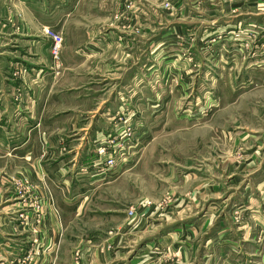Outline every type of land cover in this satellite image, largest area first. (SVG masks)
Listing matches in <instances>:
<instances>
[{
    "label": "crops",
    "instance_id": "0c3cea01",
    "mask_svg": "<svg viewBox=\"0 0 264 264\" xmlns=\"http://www.w3.org/2000/svg\"><path fill=\"white\" fill-rule=\"evenodd\" d=\"M101 3L104 0H0V264H21L37 246L40 257L32 264H78L76 256L79 264H251L249 255L264 256V106L252 113L253 119L228 121L219 129L222 149L218 143L208 145L210 136L203 146L199 137L190 139L195 125L186 115L180 117L179 106L192 80L218 78L213 72L203 73L196 66L188 71L192 66L187 61L171 58L168 62L175 65L161 73V88L146 91L148 99L161 91L164 97L162 142L169 153L163 199L170 208L162 226L148 235L125 228L118 199L101 195L120 182L92 168L91 143L103 138L106 129H98L106 125L96 114L89 115L107 100L92 103L88 91L59 89L53 71L62 62L73 64L86 50L138 42L132 34L106 33L98 25L105 22L98 16L108 14ZM71 26L79 31L76 37L69 33ZM48 27L64 35L65 48L75 57L53 58ZM101 50L87 55L88 60L105 67L100 76L108 69L111 79H122L125 62L117 57L104 61L106 52ZM231 65L227 79L249 80L253 73L264 78V71L252 70L264 62L233 60ZM155 74L148 68L131 76ZM91 126L96 130L93 139L84 130ZM78 129L84 132L77 149L70 139ZM95 195L97 205L92 203ZM40 208L42 213L35 215ZM73 218L82 220L86 239L65 235L63 220ZM156 245L175 252L174 258L165 252L164 260L155 259Z\"/></svg>",
    "mask_w": 264,
    "mask_h": 264
},
{
    "label": "rangeland",
    "instance_id": "374dc122",
    "mask_svg": "<svg viewBox=\"0 0 264 264\" xmlns=\"http://www.w3.org/2000/svg\"><path fill=\"white\" fill-rule=\"evenodd\" d=\"M101 5L108 14L98 16L105 21L98 25H103L106 33L120 30L124 31L125 35L132 34L138 39L135 45L119 43V46L98 48L106 52L102 60L117 57V60L121 58L122 62H125L122 67V79H111L108 69L107 75L103 73L100 76L98 72L104 71L105 67L87 58V55H96L94 50L98 49L86 50V55L82 52L84 55H78L76 58L78 60L71 65L63 62L62 65H55L56 69L53 71L59 89L88 91L92 103H98V100L103 98L107 100V104L99 111L89 115L91 118L96 114V119L104 120L106 128L98 130L106 129L105 137L117 143L121 142V145L131 137L135 147L128 150L124 156L115 153L120 160L113 169L101 173L104 168L95 167L94 163L92 168L101 174L111 173L113 176L108 177V180L120 178V182L114 188L102 191L101 195L103 197L114 195L118 199L116 202L121 204V214L126 218L125 228L135 229L140 235H148L158 224L162 226L161 220L168 213L170 205L168 200L163 199L166 194L162 180L163 169L168 162L166 157L169 153L162 142L164 97L161 91L148 99L147 88L155 87V91L161 88V73L170 71V66L175 65L168 62L171 58L187 61L188 65L192 66L187 67L188 71H194L193 67L196 66V69L203 73L213 72L218 78L206 79L204 75L202 79L192 80L191 85L187 86L186 101L179 106L178 114H183L180 117L186 115V119L195 125V128L191 129L193 133H190V139L199 137V142H202L203 146L210 136L208 145L218 143L222 149V141L217 140V136L220 137L224 125L236 119L243 121L253 119L252 113H256L260 106H264V78L253 73V79L231 80L227 79L225 74L230 71L233 60L247 61L251 65L264 62V0H104V4ZM85 26L82 24L81 30H84ZM193 26H198L197 31ZM76 29L75 26L70 27L69 33L72 37L78 35L79 31ZM119 40L123 41V38ZM70 51L72 49L63 45L56 58L53 46L51 48L56 61H61L64 57L66 59L75 57ZM195 57L198 61L196 65ZM147 60L151 61L148 68H153L156 74L148 77L143 75L137 79L131 76L137 71L146 72ZM133 61L137 64H131ZM253 66L256 69L252 70L264 71V66ZM19 71L17 69L14 72L19 75ZM233 71L238 72V68ZM221 75H224L223 79L220 78ZM194 87L196 89L191 90ZM138 90H142V93ZM118 92L122 94L119 95ZM82 120H84L82 124L86 123V126L89 124V119L84 117ZM212 124L218 128L212 129L210 127ZM84 130L89 133L90 138L95 137L96 130L93 126L85 127ZM84 130L78 129L71 134L70 140L76 148L83 140L81 134ZM94 144L95 141L94 149L91 143L90 151L95 162L99 154ZM115 189L118 190L114 191ZM97 195L92 198V203L96 205L100 202ZM33 212L38 216L42 209ZM152 218H157L154 223ZM63 221L65 235L87 238L81 235L82 220L73 218ZM156 246L158 247L154 249L155 259L160 257L164 260L166 253L170 259L174 258L175 252L165 251L161 246ZM37 248L30 251L31 253L28 252L20 263L32 264L38 261L40 248L38 246ZM79 258L80 256H76L78 264ZM249 258L251 264H264V256L249 255Z\"/></svg>",
    "mask_w": 264,
    "mask_h": 264
},
{
    "label": "built area",
    "instance_id": "2783aa9c",
    "mask_svg": "<svg viewBox=\"0 0 264 264\" xmlns=\"http://www.w3.org/2000/svg\"><path fill=\"white\" fill-rule=\"evenodd\" d=\"M47 35L52 40L53 54L57 58L64 45V37L61 33L56 32L53 29H48ZM131 140V137H129L128 141H124L121 145V142L117 143V141L110 140L105 136H103V138H98L95 144L97 146L99 158L94 162V166L98 168L103 167L104 170L101 173H106L113 169L119 163L120 159L118 158V155L124 156L128 150L135 147ZM115 153L118 155H115ZM122 162H124V160ZM131 214H133V212H131Z\"/></svg>",
    "mask_w": 264,
    "mask_h": 264
}]
</instances>
